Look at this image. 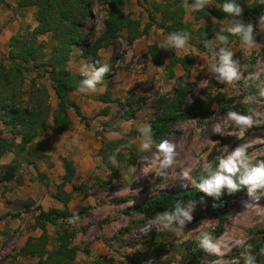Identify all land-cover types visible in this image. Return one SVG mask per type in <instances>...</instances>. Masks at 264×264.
I'll use <instances>...</instances> for the list:
<instances>
[{
  "label": "rangeland",
  "instance_id": "374dc122",
  "mask_svg": "<svg viewBox=\"0 0 264 264\" xmlns=\"http://www.w3.org/2000/svg\"><path fill=\"white\" fill-rule=\"evenodd\" d=\"M251 1L241 0L242 3ZM17 2L0 0V56L7 52L11 37L19 29L35 25L33 7L19 8ZM206 3L212 7L217 0H206ZM156 4L160 7L155 8ZM164 4L165 0H126L124 10L138 19L142 28L151 21L149 16H153L156 22L163 20ZM192 9L191 5L185 6L184 20L197 27L203 21L194 18ZM5 10L11 12L7 18L23 17L12 32H1L9 20L3 15ZM92 10L94 21L90 25L94 26L95 38L103 31L104 12L98 3L93 5ZM262 17L264 13L255 20L249 19L252 25L250 40L242 37L222 44L219 39L211 38L213 47L209 50L185 41L183 48H177L176 37L151 24L146 34L132 44L125 42L122 31L98 51L99 60L95 66L107 64L110 72L97 85L96 91L86 94L72 92L70 95L83 114L80 118L73 110L69 111L70 129L85 125L87 145L97 157L95 170L67 184L69 189L80 184L87 185L86 192L75 194L67 206L69 218L74 221L71 225L79 230L71 243L80 247L75 252L73 264H246L249 256L254 264L260 263V257L247 243L262 235L258 230L264 228V188H257L250 194V186L244 185L228 206L223 231L212 240V247L206 249L200 259L188 260L178 246L185 243L188 246L189 240L197 239L215 227L216 219L211 215L195 219V214L202 208L201 202L189 203L184 211L189 212L192 219L181 216L184 224L181 225L179 220L173 221L172 230L163 229L157 218H144L137 208L158 191H178L189 187H195L201 201L205 202L209 194L198 185L217 171L219 158L227 156L238 146L251 145L246 148V163L249 166L264 161V123L258 127L237 128L227 118L229 111H235L249 115L253 120L264 121V95H261L264 92ZM219 23L227 29L234 27L232 22ZM152 46L157 50V59L153 58ZM224 53H231L230 60L239 75V79L232 83L219 79L220 73L215 70L221 66ZM171 55L185 56L187 67L181 63L169 66ZM86 65H93V62L81 58L78 51L67 62L68 69L80 76ZM39 80L49 89L51 105L55 107L56 100L49 80ZM178 83L190 85L187 102L201 99L211 111L209 115L205 118L189 116L170 124L162 138L175 145L174 163L167 169H160L163 154L158 151L157 145L162 140L153 142L150 149L141 152L140 145L147 142V136L133 135L130 150H122L125 159H113L119 166L118 175L114 177L101 161L99 149L105 144L103 140L116 142L128 132H146L154 115L153 99L171 96ZM101 94L109 96L111 101H102ZM217 94L231 100H218ZM46 130L41 131L37 140L49 134ZM49 157L43 158L47 165L51 162ZM58 158L65 157L58 155ZM131 158L134 164L128 161ZM38 174H44L41 182L49 185L46 173ZM97 178L103 183H99ZM56 183L54 180L50 182L54 186ZM7 189V183H0L1 198ZM36 206L31 208L26 205L23 215L19 211L12 213V218L20 220L15 227H0V264H33L37 261L36 257L20 252L28 237L36 238L42 232L40 228L32 227L36 221ZM46 224V248L52 250L57 247L56 233L52 224ZM151 239L156 240L155 243H149Z\"/></svg>",
  "mask_w": 264,
  "mask_h": 264
},
{
  "label": "trees",
  "instance_id": "16d2710c",
  "mask_svg": "<svg viewBox=\"0 0 264 264\" xmlns=\"http://www.w3.org/2000/svg\"><path fill=\"white\" fill-rule=\"evenodd\" d=\"M95 3L103 9L104 28L99 36L93 38L94 26L90 23L94 21L92 7ZM228 3L239 6L240 14L225 12L223 5ZM196 4L197 0H165L162 6L163 20L156 22L153 16H149L151 21L141 28L140 21L125 12L126 0H18L19 8L33 7L35 25L19 29L11 37L7 52L0 56V158L7 151L14 154L9 163H0V183L11 182L19 175L24 164L36 167L37 161L47 157L46 142L49 135L46 133L42 140L37 139L41 131L47 129L49 118L55 130L71 128L70 110L82 118L79 104L70 97L84 78L73 74L67 67L73 47H78L88 62L98 65V51L115 40L122 31L125 42L130 45L146 34L149 26L154 24L169 35L209 50L213 47L211 38L219 39L222 44H229L244 37L243 33H231L220 21L232 22L234 27L240 23L247 28L249 19L255 20L264 13V0H252L248 3H242L241 0H217L216 5L209 7L205 2L202 8H197ZM186 5L193 7L194 18L201 19L202 24L194 27L184 20ZM157 7L160 5L156 4L155 8ZM222 37L226 39L222 40ZM151 52L153 58L157 59L158 53L153 46ZM177 63L185 67L188 65L185 56L171 55L168 65ZM40 78L49 80L56 100L55 107L51 105L49 89ZM189 95L190 85L178 83L171 96H157L153 99L154 115L149 120L146 132L139 130L125 133L116 141L118 146L116 142L103 140L102 143L105 144L99 149L101 161L114 177L118 175L119 166L113 159H125L122 150H130V138L133 135L143 134L147 136V141L158 142L167 133L171 123L189 116L205 118L209 115L211 111L203 105L201 99L195 98L188 103ZM216 98L231 100L223 94H217ZM101 99L104 102L111 101L105 94H101ZM61 161L64 174L56 183L51 197L61 202L63 208L51 207L44 210L37 205L36 221L32 227H38L42 232L36 238L28 237L20 249L22 255L37 258L33 264H73L75 252L80 249L78 245H71L79 230L66 222L70 217L67 205L75 194H84L87 185L80 184L66 191L65 185L72 182L75 167L67 158H61ZM128 161L135 163L132 158ZM238 176L237 174L234 179L239 184ZM43 177L44 174H38L40 181ZM97 181L103 183L100 178ZM243 187L245 186L241 184L235 192L229 193L225 186L219 196L208 195L205 202L201 201L200 193L195 187L178 191L161 190L147 198L138 206L137 211L144 218L152 219L164 213H175L177 208L185 210L189 203L201 202L202 208L195 214V219L206 215L216 219L213 230L204 234L212 242L223 231L227 222L228 206ZM22 203L30 205L27 201ZM46 223L52 224L56 233L57 247L52 250L46 248ZM258 231L262 232L261 237L250 241L247 246L258 254L261 260L259 264H264V228ZM204 235L189 240L188 246L186 243L178 246L188 260L203 257L206 249L201 247L200 240ZM155 241L151 239L149 243Z\"/></svg>",
  "mask_w": 264,
  "mask_h": 264
},
{
  "label": "clouds",
  "instance_id": "9594fccd",
  "mask_svg": "<svg viewBox=\"0 0 264 264\" xmlns=\"http://www.w3.org/2000/svg\"><path fill=\"white\" fill-rule=\"evenodd\" d=\"M206 0H197L196 7L202 8ZM223 10L229 13L240 14L241 8L234 4L228 3L223 5ZM264 20V17L261 18ZM233 34L243 33L245 40H250L252 25L249 24L245 28L242 24L237 23L235 27L228 29ZM226 39V38H221ZM175 45L177 48L184 47V41L179 38H175ZM223 52V49L221 50ZM231 53H224L221 56V66L215 70L220 73L219 79L232 83L234 80L239 79V75L232 65L230 60ZM98 63V62H97ZM110 72V67L107 64L100 65L96 67L93 65H86L82 68L80 74L84 78L80 81L79 85L76 88L78 94H86L89 92L96 91L97 85L103 81V78L107 73ZM264 95V92L261 93ZM227 118L234 123L237 128H251L258 127L264 121L253 120L251 116L246 114H241L235 111H229ZM219 131V129H217ZM251 145H242L235 148L230 154L225 157L219 158V163L217 165V171L211 176L210 179H207L200 183L198 187L209 195L219 196L221 189L227 187L229 193L235 192L239 185H249V193L251 194L257 188H264V161H261L255 165L249 166L246 163V148ZM152 147L151 141L143 142L140 145V151L143 152ZM157 149L160 153L163 154V160L160 162V169L170 168L174 163V150L175 145L168 140H162L158 145ZM243 168V172L241 169ZM239 173L238 180L239 184L236 182L234 177H237ZM163 175V172H160ZM184 175L187 176L188 172L185 171ZM183 216L188 220H191L192 217L189 215V212L184 211L180 208L176 209L175 213L169 214L164 213L163 215L157 216V221L162 225L163 229L172 230L170 228L173 221L179 220L181 225L184 224V220H181L180 217ZM78 219V217H76ZM69 223L73 224V218H69ZM201 247L209 249L212 247L211 238L208 235H204L200 240ZM246 264H254V260L249 256L246 260Z\"/></svg>",
  "mask_w": 264,
  "mask_h": 264
},
{
  "label": "crops",
  "instance_id": "0c3cea01",
  "mask_svg": "<svg viewBox=\"0 0 264 264\" xmlns=\"http://www.w3.org/2000/svg\"><path fill=\"white\" fill-rule=\"evenodd\" d=\"M3 15L6 16L5 19H9L7 25L2 29L1 32H12L21 21L23 17L16 15V18H7L11 15V12L4 11ZM1 18V17H0ZM4 24V22H1ZM76 51L80 53L81 50L76 46L73 47L70 59L75 55ZM49 134V139L47 143V155H50L49 160L51 161L49 165L44 163V159L37 161L36 167L24 164L19 175L14 178L8 184V189L4 192L1 198L0 192V217L4 215L3 219H0V227H15L20 220L12 218V213L17 211L20 215L25 214L26 205L22 201H27L30 203L29 206L34 207L40 205L44 210L49 209V207L63 208V204L51 197V193L55 190V186L50 184L52 180L59 182L64 174V169L62 161L58 158L61 155L73 162L75 167V174L72 182L76 178H82L87 173L95 170L97 162L93 156V151L87 145V129L85 125L79 126L75 129H62L55 130L52 120L48 121V127L46 130ZM14 157L12 152H5L1 158L0 163H9ZM38 172L46 173L49 177V185L43 184L38 180ZM71 184V183H67ZM67 184L65 185V190L70 191ZM2 199L4 201H2ZM70 202V201H69ZM68 202V204H69ZM68 206V205H67ZM50 224V223H49ZM47 226V224H46Z\"/></svg>",
  "mask_w": 264,
  "mask_h": 264
}]
</instances>
